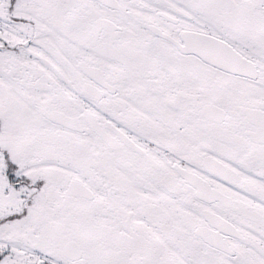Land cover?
Returning a JSON list of instances; mask_svg holds the SVG:
<instances>
[{
    "label": "snow or ice",
    "instance_id": "snow-or-ice-1",
    "mask_svg": "<svg viewBox=\"0 0 264 264\" xmlns=\"http://www.w3.org/2000/svg\"><path fill=\"white\" fill-rule=\"evenodd\" d=\"M0 264H264V0H0Z\"/></svg>",
    "mask_w": 264,
    "mask_h": 264
}]
</instances>
